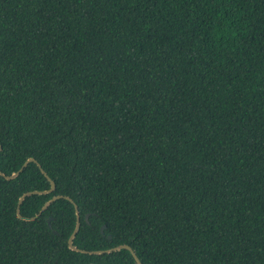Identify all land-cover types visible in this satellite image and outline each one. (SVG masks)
Wrapping results in <instances>:
<instances>
[{
  "label": "trees",
  "instance_id": "1",
  "mask_svg": "<svg viewBox=\"0 0 264 264\" xmlns=\"http://www.w3.org/2000/svg\"><path fill=\"white\" fill-rule=\"evenodd\" d=\"M0 144L63 197L0 176V264H136L65 197L80 250L264 264V0H0Z\"/></svg>",
  "mask_w": 264,
  "mask_h": 264
},
{
  "label": "water",
  "instance_id": "2",
  "mask_svg": "<svg viewBox=\"0 0 264 264\" xmlns=\"http://www.w3.org/2000/svg\"><path fill=\"white\" fill-rule=\"evenodd\" d=\"M2 151V145L0 144V152ZM30 163H35L41 170L42 174L47 178V180L49 181L50 183V189L47 190V191H31V192H27L25 194H23L20 198H19V201H18V206H17V210H16V215L19 219L21 220H24V221H35L37 218H39L42 213L44 211H46L50 205L52 203H54L55 201L63 198V197H60V196H55L53 197L52 199H50L49 201H47L43 207L41 208V210L39 211V213L37 215H35L33 218H25L21 215L20 213V208H21V205L22 203L24 202V200L27 198V197H30L32 195H46V194H50L52 192H54L56 190V184L55 182L47 175V173L42 169L41 165L33 158H29L25 161V163L23 164V166L19 169V171L13 173L12 175L10 176H6L3 172L0 171V176L1 177H4L6 180H13L15 179L16 177L19 176V174L30 164ZM66 200H68L69 202H71L73 205H74V208H75V215H76V226H75V229L73 231V233L71 234V236L69 237L68 239V246L70 248V250L72 251H77L79 253H84V254H90V255H102V254H110V253H113V252H117V251H121V250H128L133 258L135 259L136 261V264H142L141 261L138 259L137 255L135 254L134 250L127 246V245H121V246H118V247H115V248H112V249H107V250H103V251H85V250H80L78 249L75 245H74V239L79 231V228H80V214H79V209L77 207V205L72 201L71 198L69 197H65ZM88 219V216H86V220ZM104 230H105V227H102V233H104ZM109 238H111L109 236Z\"/></svg>",
  "mask_w": 264,
  "mask_h": 264
}]
</instances>
